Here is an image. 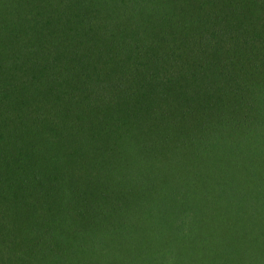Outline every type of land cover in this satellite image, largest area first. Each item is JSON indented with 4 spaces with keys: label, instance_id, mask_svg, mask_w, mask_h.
Instances as JSON below:
<instances>
[{
    "label": "trees",
    "instance_id": "1",
    "mask_svg": "<svg viewBox=\"0 0 264 264\" xmlns=\"http://www.w3.org/2000/svg\"><path fill=\"white\" fill-rule=\"evenodd\" d=\"M0 264H264V0H0Z\"/></svg>",
    "mask_w": 264,
    "mask_h": 264
}]
</instances>
